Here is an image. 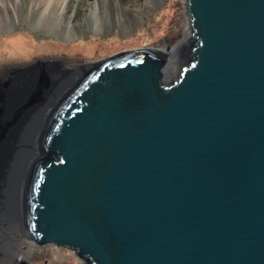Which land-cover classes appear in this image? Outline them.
<instances>
[{"label": "water", "instance_id": "95a60500", "mask_svg": "<svg viewBox=\"0 0 264 264\" xmlns=\"http://www.w3.org/2000/svg\"><path fill=\"white\" fill-rule=\"evenodd\" d=\"M185 1L168 85L152 48L0 81V211L35 245L84 264H264V0Z\"/></svg>", "mask_w": 264, "mask_h": 264}, {"label": "rangeland", "instance_id": "374dc122", "mask_svg": "<svg viewBox=\"0 0 264 264\" xmlns=\"http://www.w3.org/2000/svg\"><path fill=\"white\" fill-rule=\"evenodd\" d=\"M0 2L5 5L0 9V81L10 67L36 59L83 63L132 49L180 46L173 62L163 67L167 73L162 69L161 79L168 85L180 72L182 48L190 43L188 36L180 45L189 32L185 0H64L59 11L51 8L41 19L39 8L31 9V0ZM94 16L101 21L97 28ZM2 231L0 242L9 243L4 252L12 249L25 264H84L69 249L32 244L15 226Z\"/></svg>", "mask_w": 264, "mask_h": 264}, {"label": "bare ground", "instance_id": "6f19581e", "mask_svg": "<svg viewBox=\"0 0 264 264\" xmlns=\"http://www.w3.org/2000/svg\"><path fill=\"white\" fill-rule=\"evenodd\" d=\"M63 2H64V0H31V9L34 10V9L39 8V11H40V14H41L39 19H41L42 16H44L48 12V10L51 9V8L59 11L61 9V5L63 4ZM11 5H12V3H11ZM1 8L2 9L5 8V5L3 4V2L2 3L0 2V9ZM99 20H100V18L98 19V16H94V21L97 24V25H95L96 28L99 27V25L101 24L100 23L101 21H99ZM55 22H56V20H55ZM0 24H1V20H0ZM187 33H188V31L185 32L184 38H183V40H181V44L180 45H183L184 43L187 42V35H188ZM66 39H69V38H66ZM178 48H180V46H175L173 48L166 47L167 50L169 49V51L167 52V50H163V49H160V48H154V47H152V49H160V50L166 51V53H167V55H166L167 56L166 57L167 58V60H166L167 65L166 66L170 65L173 62V58H174V56H176V52H177ZM166 62H165V64H166ZM163 71L165 72V74L167 73V69L166 68L163 69ZM163 71H162V73H163ZM14 216L15 215H14V212H13L12 209H5L4 211H2L0 213V229L1 228H4L5 226H6V228L15 226L18 229V232L21 235V231H20L21 226H18L17 220H15V217ZM23 237L25 239H27V240H30V239H28L25 236H23ZM30 242L32 244H34L32 242V240H30Z\"/></svg>", "mask_w": 264, "mask_h": 264}, {"label": "flooded vegetation", "instance_id": "af4514ba", "mask_svg": "<svg viewBox=\"0 0 264 264\" xmlns=\"http://www.w3.org/2000/svg\"><path fill=\"white\" fill-rule=\"evenodd\" d=\"M9 231L11 232V230H9ZM15 232H16V230H15ZM0 234H1L0 237H5L4 234H3V231L0 232ZM14 237L16 238L15 235H14ZM14 237H10V239L14 238ZM13 240H16V239H13ZM4 244L8 245L9 243L7 241H5L4 243L0 242V264H25L23 262L24 259L18 260L15 257V254H13L12 249H5L6 251L4 252V246H5ZM10 244L12 245V243H10ZM8 247H10V246H8Z\"/></svg>", "mask_w": 264, "mask_h": 264}]
</instances>
